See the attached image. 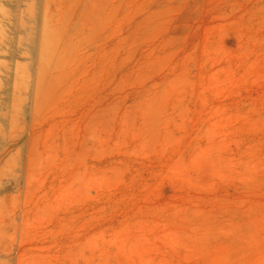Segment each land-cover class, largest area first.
Returning <instances> with one entry per match:
<instances>
[{
	"label": "rangeland",
	"instance_id": "374dc122",
	"mask_svg": "<svg viewBox=\"0 0 264 264\" xmlns=\"http://www.w3.org/2000/svg\"><path fill=\"white\" fill-rule=\"evenodd\" d=\"M0 264H264V0H0Z\"/></svg>",
	"mask_w": 264,
	"mask_h": 264
}]
</instances>
